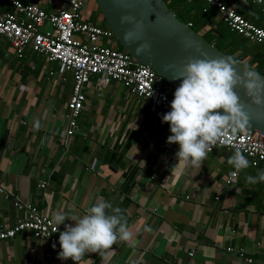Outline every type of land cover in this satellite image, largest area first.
Here are the masks:
<instances>
[{
	"label": "crops",
	"instance_id": "1",
	"mask_svg": "<svg viewBox=\"0 0 264 264\" xmlns=\"http://www.w3.org/2000/svg\"><path fill=\"white\" fill-rule=\"evenodd\" d=\"M21 1L46 12L59 7L58 0ZM222 1L264 28V0ZM213 21L222 23L217 12ZM209 28L204 25L198 33ZM237 41L244 45L232 57L243 63L251 60L248 48L264 50L241 36ZM71 88L72 77L57 62L29 48L18 55L0 42V180L5 188L51 219L64 214L79 220L102 198L120 209L116 214L132 233L127 243L117 240L114 251L87 253L79 264H102L101 256L103 264H264V183L245 181L264 170V163L237 171L227 162L232 153L215 148L200 167L177 178L170 169L178 146L166 142L169 125L161 122L166 111L96 76L84 87L75 131L66 136ZM35 121L40 128L34 131ZM233 170L235 182L226 185ZM23 217V210L0 194V224ZM73 223L66 219L58 227L63 231ZM240 248L250 263L238 256ZM0 264L74 262L61 261L45 241L23 232L0 241Z\"/></svg>",
	"mask_w": 264,
	"mask_h": 264
},
{
	"label": "built area",
	"instance_id": "2",
	"mask_svg": "<svg viewBox=\"0 0 264 264\" xmlns=\"http://www.w3.org/2000/svg\"><path fill=\"white\" fill-rule=\"evenodd\" d=\"M200 1L204 3L202 11L214 9L230 31L249 42L264 46V28L249 22L222 0ZM58 2L56 11L46 12L34 3L0 0V42L6 41L18 55L25 48H29L43 56L47 62L60 64L72 77L71 93L66 102V136L75 131L85 100L83 89L93 76L98 77L100 83H119L130 95L147 101L152 108H162L166 112L170 110L175 88L150 67L136 63L124 50H118L115 47L116 39L109 28L83 19L84 0ZM165 146L172 148L169 144ZM215 148H224L232 154L235 149H239L253 167L264 163V136L249 128L235 136L229 134L220 137L210 151ZM236 176V171H231L225 177L224 183H234ZM38 187L43 188L44 183H39ZM0 194L11 198L13 205L24 212V217L16 222L0 224V241L28 232L34 238L45 241L55 253L60 251L58 236L62 230L58 226L56 229L51 218L43 214L37 205L19 201L5 188L1 180ZM237 254L239 257L245 255L242 248L238 249ZM244 260L251 262L249 257H244ZM262 260L264 262V253Z\"/></svg>",
	"mask_w": 264,
	"mask_h": 264
},
{
	"label": "clouds",
	"instance_id": "3",
	"mask_svg": "<svg viewBox=\"0 0 264 264\" xmlns=\"http://www.w3.org/2000/svg\"><path fill=\"white\" fill-rule=\"evenodd\" d=\"M234 64L231 57L190 59L182 72L173 77L181 82L174 90L170 110L162 115L161 122L169 125L170 135L166 142L178 146L177 162L170 169L177 178L185 176L193 167H200L220 137L246 131L249 118L234 91L237 85H243L245 94L253 103L261 104L264 80L245 67L242 74H238ZM39 128V121H35L33 130ZM227 162L237 171L249 167V160L239 149L233 151ZM245 181L264 183V170H258L255 176H246ZM119 211L101 198L91 204L79 220L64 214L53 215L56 229L66 219L74 221L72 225L65 224L64 230L59 232L58 259L70 258L74 264H79L87 253L106 255L114 251L111 246L117 240L129 242L132 233L116 214ZM101 261L103 264V256Z\"/></svg>",
	"mask_w": 264,
	"mask_h": 264
},
{
	"label": "water",
	"instance_id": "4",
	"mask_svg": "<svg viewBox=\"0 0 264 264\" xmlns=\"http://www.w3.org/2000/svg\"><path fill=\"white\" fill-rule=\"evenodd\" d=\"M93 1L101 19L121 48L136 63L150 67L175 89L181 81L173 77L182 72L190 59L231 57L219 51L199 33L194 32L188 24L178 19L163 0ZM231 58L238 74H242L245 67L264 80V74L234 57ZM234 91L248 115L247 128L264 136V89L261 92L260 105L253 103L245 94L242 84L237 85Z\"/></svg>",
	"mask_w": 264,
	"mask_h": 264
},
{
	"label": "trees",
	"instance_id": "5",
	"mask_svg": "<svg viewBox=\"0 0 264 264\" xmlns=\"http://www.w3.org/2000/svg\"><path fill=\"white\" fill-rule=\"evenodd\" d=\"M163 1L175 13L178 19L186 24H190V27L194 32L198 33L204 25H210L207 32L201 35L202 38L208 43L213 44L219 51L225 53L226 55L232 57L234 51L244 45L243 42L237 41V38L241 35L230 31L225 23L222 22L220 25H212L214 22L213 18L216 15L215 10L209 9L207 12L203 13L201 11V4L197 3V0ZM97 14H99V10L96 8L94 10V14L91 16L92 18L89 20L96 22L102 27L108 28L103 20L101 22H97ZM245 40L248 41L247 39ZM115 47L118 50H123L117 42ZM248 50L252 52V57L251 60L245 64L264 74V50L259 51V46H254L250 49L248 48ZM257 62L258 65L254 66Z\"/></svg>",
	"mask_w": 264,
	"mask_h": 264
},
{
	"label": "rangeland",
	"instance_id": "6",
	"mask_svg": "<svg viewBox=\"0 0 264 264\" xmlns=\"http://www.w3.org/2000/svg\"><path fill=\"white\" fill-rule=\"evenodd\" d=\"M90 2V3H89ZM89 3V4H88ZM91 4V5H90ZM90 5V6H89ZM88 7V8H87ZM96 9L95 3L93 0L84 1V8L82 10V18L83 19H91L92 14H94V10ZM96 18L99 21H102L100 14L96 15Z\"/></svg>",
	"mask_w": 264,
	"mask_h": 264
},
{
	"label": "flooded vegetation",
	"instance_id": "7",
	"mask_svg": "<svg viewBox=\"0 0 264 264\" xmlns=\"http://www.w3.org/2000/svg\"><path fill=\"white\" fill-rule=\"evenodd\" d=\"M101 22V21H100Z\"/></svg>",
	"mask_w": 264,
	"mask_h": 264
}]
</instances>
